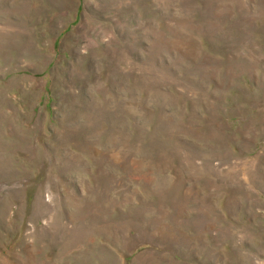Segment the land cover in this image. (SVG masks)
Instances as JSON below:
<instances>
[{
	"label": "rangeland",
	"instance_id": "374dc122",
	"mask_svg": "<svg viewBox=\"0 0 264 264\" xmlns=\"http://www.w3.org/2000/svg\"><path fill=\"white\" fill-rule=\"evenodd\" d=\"M0 264H264V0H0Z\"/></svg>",
	"mask_w": 264,
	"mask_h": 264
}]
</instances>
